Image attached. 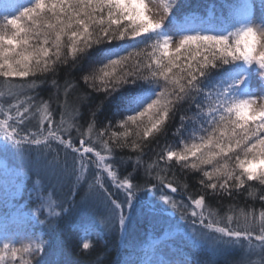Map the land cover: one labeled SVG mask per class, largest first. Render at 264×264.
I'll return each mask as SVG.
<instances>
[{
    "label": "snow or ice",
    "instance_id": "snow-or-ice-1",
    "mask_svg": "<svg viewBox=\"0 0 264 264\" xmlns=\"http://www.w3.org/2000/svg\"><path fill=\"white\" fill-rule=\"evenodd\" d=\"M154 3L155 0H33L30 4L12 6L17 9L16 13L0 19V77L55 74L58 66L67 62V56L73 61L86 58L90 63H98L102 65L98 71L83 79L93 90L103 91L107 96L125 89L116 98L117 112L113 117V120L116 116L121 117L117 126L123 131H112L109 121L93 138L95 112L91 113L85 133L77 123L81 115L77 109L69 112L67 103H63L57 122L49 102L34 103L37 98L31 96L28 102L34 114L39 116L38 134L43 139L35 138L36 133L32 134V139L18 135L16 129L24 123L29 107H24L23 112L17 107L15 117L0 109L4 116L0 119L3 141L0 147L4 151L10 146L20 150L26 144L48 147L51 142H58L75 154L77 184L85 181L88 170L94 167L95 184L89 187L95 189L96 196L108 199L117 210L121 236L127 231L131 214L144 204L139 193H158L162 204L149 201L146 207L153 217L162 218L167 213L165 206H170L180 212L182 220L192 217L193 239L199 241L202 238V233L197 231L199 226L215 233L213 239L219 245L243 246L242 241L251 245L256 240L264 253V211L259 213L258 225L253 210L241 211L236 217L228 215L227 224L220 226L219 218L212 219L216 217L215 212L206 214L204 194L210 191L231 197L241 189H250V181L264 186V21L255 22L254 0H241L235 9V23L220 30H205L194 18L178 20L180 9L171 0L163 4L162 12L153 10ZM259 3L264 10V0ZM169 27L173 31H167ZM142 36L147 40L137 39ZM125 40L136 41V44L129 50L113 43ZM139 44L145 47L139 48ZM128 85L132 87H126ZM35 88V82L21 84L18 88L9 85L10 93L15 96L24 94L25 89ZM182 108L180 124L173 134L183 140L184 131L191 126V142L183 143L180 151L166 146L157 152L156 160L144 168L143 185L133 183L140 167L139 158L131 172L119 175L115 160L94 150L93 146H86L99 144L109 154L113 152V146L132 152L146 146L153 150L149 138H154L157 133L165 134L166 124ZM10 120L15 121V127ZM73 131L81 137L79 147L72 141ZM93 153L94 158H89ZM173 160L181 169L201 173L202 194L199 198L189 194L190 205L171 195L179 191L171 164ZM54 163H59L58 156ZM8 171V165L4 164L5 175ZM105 173L113 187L118 191L123 189L122 202L116 201L103 183ZM152 180L156 183H151ZM37 183L42 182L37 180ZM183 188L187 189L186 183ZM54 195L51 191L45 194L42 187L36 191L39 207L33 215L44 226L45 237L55 230L57 219L73 209L72 205H61V211L52 215ZM249 195L253 193L249 191ZM259 199L264 202V193ZM234 219L235 227L232 226ZM88 231L85 228L86 234ZM26 239L29 242L21 249L8 242L3 244V249L13 258L21 251L29 257L46 254L47 258L42 257L36 264H70L62 243L53 246L45 239L37 240L33 245L32 238ZM82 248L89 250L90 244L84 242ZM4 261L5 256L0 255V264ZM25 264H32V261ZM124 264L176 262L138 259L126 260ZM179 264H190V261L181 260Z\"/></svg>",
    "mask_w": 264,
    "mask_h": 264
},
{
    "label": "trees",
    "instance_id": "trees-1",
    "mask_svg": "<svg viewBox=\"0 0 264 264\" xmlns=\"http://www.w3.org/2000/svg\"><path fill=\"white\" fill-rule=\"evenodd\" d=\"M32 2L33 0H0V19L16 13L17 9L12 6L30 4ZM240 2L241 0L171 1V3L176 4L180 9V13L176 17L178 20L194 18L202 24L205 30H220L221 28H227L234 24L236 21L235 9ZM143 38L147 39L146 36L137 39L144 41ZM113 43L129 48L130 50L136 44V41L125 40L115 41ZM102 47L111 46L102 45ZM138 47L143 48L145 45L139 44ZM89 51L91 52L92 50ZM66 59L67 62L59 65L55 74L47 73L44 75L29 76L27 78L0 77V92L4 91L2 96L7 99L10 97L11 93H5L6 90H9L7 87L9 85L18 88L21 84L35 82L36 88L34 90L25 89L24 94L19 96L13 95V99H21L22 97L26 100L28 97L36 96L35 103L41 100L49 102L50 110L57 122L59 121L57 118L58 113L62 110L60 105L66 102L69 112H71V109H77L81 114L77 123L82 126L81 130L85 129V133H87V124L91 119V113L95 112V128L91 134L93 138H95L96 132L102 130L109 121L112 122L111 130L118 131L117 125L121 117L116 116L115 120H113L117 112L115 102L120 92H124L125 89L121 88L119 92L111 96H107L103 91L93 90L92 87L85 83L83 78L86 75L98 71L102 65L90 63L86 58L73 61L71 56H67ZM53 80L56 81L55 85H53ZM126 87H132V85ZM183 111V108L177 111L175 118L166 124L165 134L157 133L154 138H149V144L153 150H150L146 146L141 151L132 152L130 149L121 150L113 146L114 157L111 159L116 162L118 174L126 175L128 172H131L134 162L139 158L141 161L140 167L133 183L143 185L146 179L144 168L147 164L156 160L157 152L165 149L166 146L176 150L182 148L183 143H190L189 134L192 131L191 126L184 131L183 140L173 134L180 124L179 117ZM32 126H34L33 120L24 121L16 129L19 137L20 135L25 136L26 133H32L33 131L38 133V129H32ZM78 137L79 133L73 131L71 138L75 141L74 144L77 147H79ZM84 139L87 140L88 137L85 136ZM86 146H93L94 150L97 149L96 151H99V148H101L99 144ZM4 155L5 164L8 165L9 171L5 175L4 169H1L2 171L0 170V255L5 256L3 264H21V259L16 260V257L13 258L10 252H5L3 244L8 242L15 248L21 249L22 246H26L29 242L26 237L38 238L41 241L46 239L53 246L58 242L62 243L64 252L66 253V259L70 264H124L126 260L157 259L163 253L167 254L172 261H175L181 257V251L187 257H192L191 254H196L198 251V255L202 254V249L195 248L193 243L185 237L165 236V233H168L167 228L171 227L169 224L173 220L169 216L166 218L168 224L165 223L164 218L161 220L159 218L155 219L153 223L158 224L156 228L151 225L146 229L137 228L136 226L127 227L124 236H121L119 231V217L118 219L115 218L116 220L114 219V224L110 227L108 225L109 222L106 224L105 227L112 229L109 230V233H103L102 228L97 224H89L90 222L92 223L91 216L98 215L97 212H99V207L103 201L97 200L96 205L93 203L89 206L87 205L88 203L84 204L81 199L84 195L83 187L85 185H79L80 183L77 184L75 182V154L70 150H65L58 142H51L48 147L43 144H26L20 150L15 146H10L7 151H4ZM90 155L89 157L91 158ZM57 156L59 157V163H54ZM65 163L67 167H65ZM171 164L175 170L176 182L179 187L178 193L171 195L174 199L190 205L191 202L188 199L189 194L196 198H199V195L202 194L199 184L201 173L190 169H181L174 160ZM162 166L163 162L161 161ZM95 171L93 168L88 170L87 179L84 181L85 183L90 180L95 183ZM11 174L14 178L10 177ZM105 179L107 177L103 174V183L110 192L109 188L113 186L109 179L106 180L108 182ZM37 180L42 183H37ZM151 183L154 184L156 181L152 180ZM185 183L187 184L186 190L183 188ZM248 184L252 186L250 189H241L239 193L234 192L231 197L212 194L210 191L204 193L206 214L208 211H211L216 213V217L217 215L220 217L223 216L224 219H222L221 226H225L228 215L236 217L241 211L248 212L254 210L255 214L264 211V202L259 199V196L264 193V186L259 185L256 181H250ZM41 187L45 194L49 191L55 193L53 197V208L51 209L52 215L55 212L61 211L59 207L61 205L64 207L68 205L73 206L70 213H64L63 218L57 219L54 226L55 230L46 237L44 235V226L33 215L39 207L36 200V191L41 189ZM113 188L115 192L110 193L118 201V196L116 195L117 189L115 187ZM249 191L253 195H249ZM164 192L168 193V190L165 189ZM141 193L143 195L146 194L144 192ZM157 194L153 195V198H156V200L159 198ZM147 202L149 201L147 200ZM146 207L147 205L143 206V210L148 213ZM84 215H86L85 219L83 218ZM139 217L138 215L133 216L131 220L136 221ZM216 217H212V219ZM95 223L99 222L96 221ZM129 224L130 222H128L127 226ZM234 224L235 219L233 221ZM85 228L89 229L88 234L85 233ZM90 235L100 238L89 250H84L81 248V243L86 242V238ZM21 255H24L25 262L31 260L32 264H36V261L42 257L47 258L46 254H41L38 257H29L22 251L17 256ZM221 261L227 264V260ZM204 264L208 263L204 262Z\"/></svg>",
    "mask_w": 264,
    "mask_h": 264
},
{
    "label": "rangeland",
    "instance_id": "rangeland-1",
    "mask_svg": "<svg viewBox=\"0 0 264 264\" xmlns=\"http://www.w3.org/2000/svg\"><path fill=\"white\" fill-rule=\"evenodd\" d=\"M168 2H170V0H155V3L152 5L153 10L155 12H162L163 4L168 3ZM254 3H255L254 19H255V22L257 24H259L262 21H264V10H262L260 8L259 0H254ZM167 31L171 32V31H173V29L171 27H169L167 29ZM142 37H145V36H142ZM145 39L146 38H143V40H145ZM7 84H9V83H7ZM7 87L9 89V86H7ZM15 87L16 86H14V88ZM13 91H14V89H13ZM5 93H10V90H6ZM2 94H4V91L0 92V109H3L5 112H7L9 116L15 117L17 115V113H16L17 107L20 108L21 112H23L24 107H29L30 111H29V113L25 114L26 115L25 121L33 120L34 126H32V129L37 128L38 133H39V126H38L39 116L35 115L34 110L31 109V105L28 102L29 97L26 100H24L22 97H21V99H19V98L13 99V95L11 94L10 97L7 99V98H4L2 96ZM0 119H4L3 114H0ZM9 123L12 124L13 127L15 126L14 120H10ZM122 131H123L122 129L118 128V132H122ZM33 133H35V131H33L32 133H26L25 135L29 136V139H32ZM38 133H36L37 135L35 138L43 139V137L39 136ZM22 136L23 135H20V138L24 137V136L23 137ZM74 142L75 141H73V143ZM2 143H3L2 137H0V145H2ZM181 149L182 148L176 149L174 151H180ZM99 151H101L102 155L109 157L110 160H112L111 158L114 157V150L111 154H109V153L105 152L101 147V148H99ZM22 153H25V152H22ZM93 154L90 155L91 158H94ZM4 164H5L4 150L2 149V147H0V170L4 169ZM93 170H95L94 167H93ZM21 172L23 173V171H21ZM105 176H106V173H105ZM10 177L14 178V176L12 174ZM107 179H105V181ZM106 182H108V181H106ZM83 184L85 185L84 187L82 186L84 188V195H83L82 199H81V195H80V199L84 202V204L88 203L87 205L89 206L92 203L93 204L97 203V200L103 201V203L99 207L100 213L97 212L98 215H93V217L91 216L92 223L90 222L89 224H93V223L97 224L102 228L103 233H109V230H112V229H109L108 227H105V226L109 222L108 225L110 227L111 225L114 224V221L116 220L115 218L118 219L119 215H118L117 210L113 207V205L109 202V200H107L103 196L98 197L95 195V189H90V187H89V185L95 184L92 180H90L87 183H85L84 181H81L79 185H83ZM109 190L111 193L115 192L113 187L109 188ZM116 195L118 196V198H117L118 201L122 202L124 199L123 189H121L119 191L117 190ZM139 196H140V200L143 201L144 204L141 207L137 208L131 214L130 221H129L130 224L127 227L136 226L137 228H139L141 223L147 222L148 225H151L154 228H156L158 226V224L153 223L155 221V219L159 218L161 220L162 218H164L165 223L168 224V220L166 218L169 216L170 218L172 217L173 220L170 222L169 225H171V227L167 228L168 233H165V236L166 237H173V236L185 237L189 241H191V243H193V246L195 248H201L202 249L201 255H198L199 251L197 250L198 253H196V254L192 253L191 254L192 257L191 256L187 257L186 254L181 251L180 252L181 257H179L178 259H176L174 261V262H176V264H179V262L181 260L190 261V264H204V262L208 263V264H216V263L222 264L223 262L221 260H227V261L231 260L230 264H264V253H261V249H260V246L258 244V241L253 240L251 245H248V243L246 241H242L241 244L243 246H241V245L222 246V245H219L218 243H216V241L213 239V237L216 235L215 233L208 232L204 229H200L199 226H197V231L202 233V238H201V240L197 241V240L193 239V236H192V228L190 226L191 220H192L191 216H188L186 220H182L180 218V212L179 211H174L173 209H171L170 206H165L166 208H169V209H167V213L165 216H163L162 218L161 217H153L152 215H150L149 213H146L143 210V206L147 205V203H148L147 200L150 201L151 203H155V204H160V203L162 204V200L160 199V197L156 200V198H153V194L143 195L142 193H139ZM81 200H80V202H81ZM179 202H181V201H179ZM183 204H184V202H183ZM189 211H191V207H189ZM197 211H199V210H197ZM259 213L255 214L257 225L259 224ZM136 215L140 216L139 219L136 221H132L131 218L133 216H136ZM85 216L86 215L83 216L84 219H85ZM216 218H219L221 220V222H222V219H224L223 216L220 217L218 215ZM96 221H98L99 223H95ZM206 221L207 220H205V223H206ZM235 224H236V221H235ZM235 224L233 225V227H235ZM178 225H179V227H178ZM221 225L222 224H220V226ZM258 231H259V228L257 227V232ZM99 238L100 237H98V236L90 235L86 238V242H88L90 244V246H92L93 244H95L99 240ZM37 240H38V238H32L33 245L36 243ZM21 257L23 259H21ZM18 259H21V264H25L24 255L16 256V260H18ZM157 259H161V260L167 259V260L172 261L171 258L169 256H167V254H165V253L160 255Z\"/></svg>",
    "mask_w": 264,
    "mask_h": 264
},
{
    "label": "bare ground",
    "instance_id": "bare-ground-1",
    "mask_svg": "<svg viewBox=\"0 0 264 264\" xmlns=\"http://www.w3.org/2000/svg\"><path fill=\"white\" fill-rule=\"evenodd\" d=\"M57 118L60 119V112L58 113ZM67 118H68V117H66V119H67ZM82 131L85 132V129H84V130L82 129ZM78 138H79V139L81 138L80 135H79ZM84 138H85V137H84ZM147 195H149V194H147ZM155 195H156V194H155ZM157 196L160 197L159 194H157ZM94 204L96 205V203H94ZM147 225H148L147 222L141 223L140 228H142V229H146V228L149 226V225H148V226H147ZM81 244H83V243H81ZM93 245H94V244H93ZM90 247H91V246H90ZM81 248H82V245H81ZM82 249H83V248H82ZM230 262H231V260H228V261H227V264H230ZM224 263H225V262H224ZM224 263H222V264H224Z\"/></svg>",
    "mask_w": 264,
    "mask_h": 264
}]
</instances>
